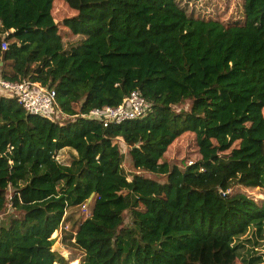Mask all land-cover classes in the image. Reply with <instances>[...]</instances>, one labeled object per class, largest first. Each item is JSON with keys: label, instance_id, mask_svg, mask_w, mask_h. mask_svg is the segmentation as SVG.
<instances>
[{"label": "trees", "instance_id": "1", "mask_svg": "<svg viewBox=\"0 0 264 264\" xmlns=\"http://www.w3.org/2000/svg\"><path fill=\"white\" fill-rule=\"evenodd\" d=\"M60 3L73 13L61 24ZM242 12L224 23L181 0H0V77L54 90L73 118L0 96V264H264V0ZM132 91L149 104L139 119L81 116ZM185 134L198 159L180 169L165 155ZM91 195L65 242L79 254L52 251Z\"/></svg>", "mask_w": 264, "mask_h": 264}, {"label": "rangeland", "instance_id": "2", "mask_svg": "<svg viewBox=\"0 0 264 264\" xmlns=\"http://www.w3.org/2000/svg\"><path fill=\"white\" fill-rule=\"evenodd\" d=\"M182 6L185 7L190 13L194 14L197 17L203 19H214L224 23H231L236 21H241L243 18L242 12V3L243 0H181ZM52 15L56 23H62L63 20L73 15V13L68 10L62 3L56 4L53 7ZM76 38L64 35L62 36V40L66 44L74 43ZM188 109L187 103H183L180 106L174 108L176 111L186 110ZM73 118L65 117L61 120L62 123H67V121H72ZM113 143H117L119 146L120 153L123 155V169L126 175L128 176V180L130 179V175L139 174L131 167V162L128 157V148L124 145L121 139H117ZM69 153L64 152L58 158L59 161L68 164ZM165 159L167 161L173 162L178 168L183 169L189 164L195 162L198 159L196 146L194 143V139L192 135L185 134L181 138H179L174 144L169 148L168 152L165 155ZM145 175L144 173H140ZM155 180L162 182L164 178H158L152 176ZM87 204L90 209V203ZM89 211V210H88ZM10 212V209L7 210ZM90 213V212H89ZM124 221L126 224L129 222V213L126 212L124 214ZM66 217H70V221L67 220L63 223V226L55 232L53 239L52 250L60 253L62 256L69 258L72 254L78 255V252H74L72 248L65 244L66 239H69L68 235L73 234L78 226V224L88 217L81 207L71 208L67 211ZM2 218H0L1 220ZM70 242L72 240L69 239ZM264 247H260L262 250ZM56 249V250H55ZM70 264H79V260H75L70 262ZM241 264V263H238Z\"/></svg>", "mask_w": 264, "mask_h": 264}, {"label": "built area", "instance_id": "3", "mask_svg": "<svg viewBox=\"0 0 264 264\" xmlns=\"http://www.w3.org/2000/svg\"><path fill=\"white\" fill-rule=\"evenodd\" d=\"M2 50L6 43L1 44ZM0 96L16 99L26 114L38 115L61 122L66 117L58 110L54 90L42 87L39 83L23 81L12 83L0 77ZM149 110V104L138 91H132L122 102L114 107L104 106L93 108L83 118L97 122L103 127L119 125L143 117ZM190 165V164H189ZM87 216H90L87 205L81 206Z\"/></svg>", "mask_w": 264, "mask_h": 264}, {"label": "water", "instance_id": "4", "mask_svg": "<svg viewBox=\"0 0 264 264\" xmlns=\"http://www.w3.org/2000/svg\"><path fill=\"white\" fill-rule=\"evenodd\" d=\"M92 197H93V195H91L90 198L87 200V204L92 200ZM52 251H54V250H52Z\"/></svg>", "mask_w": 264, "mask_h": 264}]
</instances>
